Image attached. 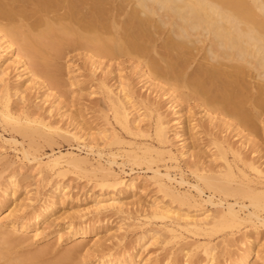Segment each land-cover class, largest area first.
<instances>
[{
	"label": "bare ground",
	"instance_id": "1",
	"mask_svg": "<svg viewBox=\"0 0 264 264\" xmlns=\"http://www.w3.org/2000/svg\"><path fill=\"white\" fill-rule=\"evenodd\" d=\"M74 51L90 64L93 79L101 73L99 86L116 124L135 137L125 141L130 145L127 158L149 163L151 179L160 190L173 201L186 200L195 207L184 212L156 200L150 215L164 220L174 236L183 230L233 236L251 222L253 230L239 238L241 245L227 264L264 263L260 248L264 243L258 245L264 234V0H0V118L32 143L38 137L72 138L88 147L87 155L100 159L103 151L93 149L96 139L109 144L124 141L111 122L107 121L109 127L95 128L91 116L81 119L66 108L62 87L68 82L78 85L80 94L92 87L75 64L64 71L61 60ZM126 61L139 81L119 73ZM13 69L17 72L11 75ZM144 86L153 88L148 95L141 94ZM154 91L156 96L151 97ZM164 104L173 118L163 110ZM81 110L87 116L85 107ZM152 126L154 133L149 130ZM204 134L208 141L203 146ZM137 136L146 139L137 141ZM175 139L180 142L177 151ZM139 150L151 154L140 155ZM50 155L43 163L46 167L64 158L75 165L89 163L88 156L78 157L72 151ZM161 155L172 160L164 171L152 166ZM181 160L196 174L197 183L185 178ZM98 161L99 185L117 191L113 201L98 202L96 210L126 212L123 195L138 191V178L115 173V164H126H120L115 154L106 164ZM173 167L179 168V177L172 173ZM66 187L57 186L56 198L11 219L7 226L27 231L39 224L66 198ZM17 193L18 183L10 181L3 188L0 211L3 201ZM13 203L9 215L22 205L17 199ZM206 204L215 209L210 211ZM73 232L78 238L92 235L80 226ZM25 240L4 229L0 221V264H76L80 254L73 248L50 261L43 248L19 251ZM135 250L116 257L102 255L91 264H149V257L140 259ZM206 252L214 259L212 249L207 247Z\"/></svg>",
	"mask_w": 264,
	"mask_h": 264
},
{
	"label": "rangeland",
	"instance_id": "2",
	"mask_svg": "<svg viewBox=\"0 0 264 264\" xmlns=\"http://www.w3.org/2000/svg\"><path fill=\"white\" fill-rule=\"evenodd\" d=\"M61 61L64 71L67 65L75 64V67L79 68L77 72L83 74L82 79L87 81L88 86L92 85L91 88L81 92L83 94H80L78 85L71 86L68 82V85L66 84L67 87H62L65 91L62 100L65 99L68 102L66 108H69L72 113L78 114L77 116L81 119L91 116L89 120H95L92 124L95 128L101 125V127H109L107 121L111 122L116 126L117 132H119L124 142L114 143L113 141L112 144H109L106 140L96 139L92 143L94 152L103 151L102 158L99 159L98 155H87L86 150L88 147L83 142L72 138L55 135L53 140H44V137H38L32 143L28 137H24L21 133L11 129L12 126L7 125L0 118V200L2 199L3 188L10 181L15 180L18 183L17 196L11 200L5 199L3 201L4 205L0 211V221L4 229L26 238L24 243L19 245L18 250L29 252L36 249H46L45 258L51 261L58 258L65 251L76 248L80 250V254L75 259L76 264H91V262H94L96 258L102 255L111 254L116 257L124 251L132 250L133 248H136V253L140 254V259L149 257V264L230 263L233 253L241 245L239 238L244 232L253 230L251 222L243 224L240 231L235 229L237 233L233 236H225L224 231L206 234L204 231L193 230H183L181 236H174L171 231L165 228L164 220L150 215L152 203L156 200L166 203L170 202L172 206L179 207L184 212L188 211V209L193 210L195 207H189V202H186V200L183 203L173 201L170 195L160 190L158 185L151 179L153 172L148 168L149 163H137L127 158V153L129 152L127 149L130 148V145L125 141L135 139V137H132L131 134L116 124L113 111L109 108L110 106L104 97V90L99 86L98 79L101 73L97 72V76L93 79L89 69L90 64L79 54V51L72 52ZM124 66L125 68L119 73L127 79L134 80V82L139 81L131 63L126 61ZM10 71L12 72L11 75L17 72L16 69ZM68 75H65L67 81H69L67 79ZM113 82L117 85V81L112 80ZM140 85L141 83L138 84V87ZM152 89L144 86L141 89V94L148 95ZM90 90L95 92L88 94ZM154 96H156V91L151 95V97ZM15 105L17 106V102H15ZM46 105L47 103L43 104L45 107ZM84 107L87 116L81 114V109ZM196 109V116L201 121L198 106ZM163 110L168 113L170 118H173L174 115H172L171 109L169 110L165 104ZM56 117L58 118V116ZM53 118L55 117H51V119ZM64 120L65 118L63 122ZM202 122H206L205 118ZM149 130L154 133L155 126H152ZM203 136L202 144L204 146L208 141V137L205 134ZM9 138L11 140L16 138L19 142L10 141ZM111 138L108 139L110 142ZM145 139L140 136L136 137L137 141H145ZM237 139L232 137V140ZM87 140L86 142L90 143V140ZM175 140L174 147L176 150L180 142L177 139ZM156 145L158 146V144ZM26 150H30L31 154L25 155ZM58 151H72L78 154V157L88 156L89 163L75 165L70 159L64 158L61 159V163L58 165L44 166L43 163L52 157L50 154L58 153ZM138 153L140 155L151 154H143L140 150ZM113 154H115V158L120 164L126 163L125 165L121 164V166L115 164L113 166L115 173L125 177V179L137 177L140 185L137 192L123 195V200L126 204L128 203L126 212H118V210L111 208L106 211L103 210L104 212L102 211L99 214L98 210H96L97 204H100L98 202L106 201L108 203L111 200L113 201L111 198L115 197L114 194H116L117 190L99 185L98 181L101 180L102 173L98 167V160L106 164L107 159L113 157ZM228 156L231 160L234 159L232 154ZM171 162L172 160L167 159V155H161V159L159 158L152 166L164 171L165 166L171 165ZM180 162L185 178L192 183H197L196 174H193L192 170L184 165L182 160ZM176 168L173 167L171 170L173 174L179 177L181 172L178 167ZM14 174L15 177H11ZM57 186H67L66 198L58 203L57 207L48 214L49 216L44 217L39 224L32 226L27 231L12 229L7 226L11 219L32 213L37 207L56 198ZM184 187L179 186L178 188L183 191L187 189V187ZM192 193L197 195L194 188H192ZM208 194V189L205 188L203 197L207 198ZM15 199H17V203L22 205L20 204L21 207H18L19 209L16 212L9 215ZM206 207L209 210L215 209L210 204H206ZM79 226L92 231V235L87 238L76 237L73 231L75 227L78 228ZM258 242L259 246L264 243V234H260ZM207 247L210 250L212 249V253L215 255L214 259H210L207 254ZM260 248L264 253V245H261Z\"/></svg>",
	"mask_w": 264,
	"mask_h": 264
}]
</instances>
